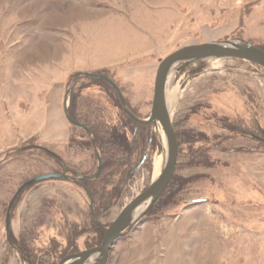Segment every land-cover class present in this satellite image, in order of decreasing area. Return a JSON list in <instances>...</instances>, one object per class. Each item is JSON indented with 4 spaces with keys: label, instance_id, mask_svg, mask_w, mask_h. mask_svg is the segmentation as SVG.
I'll use <instances>...</instances> for the list:
<instances>
[{
    "label": "rangeland",
    "instance_id": "1",
    "mask_svg": "<svg viewBox=\"0 0 264 264\" xmlns=\"http://www.w3.org/2000/svg\"><path fill=\"white\" fill-rule=\"evenodd\" d=\"M229 39L264 46V0H0V264H57L101 242L85 248L84 240L98 234L91 211L119 173L99 172L91 208L79 181L95 174L98 161L95 152L71 145V135L91 136L63 113L75 73L105 72L133 111L148 116L161 59L184 45ZM75 84L81 119L89 125L102 119L106 132H119L112 94L86 76ZM166 98L168 104L175 98L168 108L178 186L115 240L106 264H264V69L234 58L193 63L170 74ZM155 138L143 165L136 169L138 156L116 198L98 209L103 233L150 184L155 160L163 165L160 130ZM104 146L114 163L134 156L112 142ZM60 171L67 179L20 193L6 232L7 205L18 187ZM74 224L79 234L71 235ZM71 240L75 249L50 252Z\"/></svg>",
    "mask_w": 264,
    "mask_h": 264
},
{
    "label": "water",
    "instance_id": "2",
    "mask_svg": "<svg viewBox=\"0 0 264 264\" xmlns=\"http://www.w3.org/2000/svg\"><path fill=\"white\" fill-rule=\"evenodd\" d=\"M223 58L247 60L264 69V50L244 40L229 39L184 45L172 51L159 61L154 76L150 112L146 118H140L131 112L117 86L106 76L89 72H77L73 75L64 94L63 113L66 120L70 124L83 128L88 134H90L91 144L98 161L95 174L93 176L83 175L80 176V179L87 181L95 179L100 172L101 162L95 145L94 137L91 135L90 130L83 124L73 120L67 112V95L79 76L97 78L106 81L115 90L122 110L129 117H131L135 122L141 124H152L153 131L157 135H159L160 128L165 143V146H163L165 160L160 173L151 180L150 184L144 190L137 193L130 201H128L116 214L109 226L104 228V233L99 245L81 250L77 253L68 254L60 259L57 264H106L110 249L115 240L127 234L133 225H135L140 220V218L150 210L152 205L158 200L170 182L175 170L178 155L177 139L167 107L166 90L169 74L171 71L180 73L187 66L193 63ZM145 156L146 155L143 156V159L138 164L136 169L141 167ZM67 177L68 176L66 174L61 173H45L37 175L23 182L15 191L7 205L5 219L6 232L10 223L11 207L16 198L25 188L44 180L66 179ZM90 205L92 208L91 202Z\"/></svg>",
    "mask_w": 264,
    "mask_h": 264
},
{
    "label": "trees",
    "instance_id": "3",
    "mask_svg": "<svg viewBox=\"0 0 264 264\" xmlns=\"http://www.w3.org/2000/svg\"><path fill=\"white\" fill-rule=\"evenodd\" d=\"M262 50H264V46L262 45H254ZM184 71V70H183ZM182 71V72H183ZM192 71V70H191ZM190 71V72H191ZM102 75L106 76L107 78H109L119 89L117 83L112 79L111 76H109L108 74H106L105 72L101 73ZM89 80L92 81V83L98 84L100 86H102L103 88H105L110 94H112L113 99H114V106L118 107L119 111L121 112L120 117L118 118V128L120 129V131H116L111 129L110 132H106L104 129V120L100 119V120H96V123H92L93 125H89L87 124V122H85L83 119H81L80 115H79V109H78V103L80 101V99L78 98V96H76V92L79 90V86H76V84L74 85L72 91H70L68 93L67 96V112L69 114V116L83 124L84 126H86L89 130L91 135L94 137V141H95V145L97 148V152L100 156V162H101V168H100V174L98 177L101 176L102 171L105 168H114L116 170L117 173H119L118 180L114 185L113 190H111V193H108V196L101 194L98 195L99 197V201L98 203H96V208L94 206V212L91 211L92 217L95 221V223L93 224L95 231H98L97 236L99 235V238L97 236H95V238H86L84 240L85 244H87V247L92 246L93 244H97L98 242H100L102 234H103V227L102 225H100L98 223V217H97V212L98 209H102L105 210V207L108 205V203L110 202L111 199H115L119 194V191L121 189V187H123L122 183H124V181L126 180L127 177H129L131 175V172L133 171V165L135 159L140 156V160L137 162V164L140 163V161L142 160L143 156L148 152V148L150 147H154L155 143H156V138H155V134L153 132V128L152 125L149 124H141L138 122H135L131 117H129L121 108L118 97L114 91V89L112 88V86L107 83L104 80L101 79H97V78H89ZM113 92V93H112ZM124 99V98H123ZM125 101V99H124ZM126 105L128 106V108L131 110V112H133L136 116L140 117V118H146L147 116H141L140 114H137L135 111H133V109L128 105V103L125 101ZM91 114H89L90 116ZM72 128H76L79 129L83 132H86L83 128H80L78 126H75L73 124H70ZM100 133L102 134H106L105 139H101L100 137ZM128 133L131 135V140L127 141L128 138ZM113 143L117 148H120V150L126 154V156H129L130 153H133L134 156L133 158L125 165L122 164V161L120 162H112L110 157H107V154L105 153V146L104 143ZM71 145L74 146H81L82 148H88L91 152L94 153L93 148H92V144L90 140H85L84 138L80 139L78 137V135L76 134H72L71 135ZM37 148V147H36ZM92 153V154H93ZM54 155V154H52ZM93 156V160L95 162V164L97 165V159H96V155H92ZM57 161L58 163H60L59 165H64L63 160L59 157H57ZM143 165V164H142ZM61 173V171H60ZM67 179V178H66ZM98 178L92 181H87V180H83L81 181L82 183L80 184V186L82 187V189L85 191V193H87V197L89 198L90 202L93 203L94 201V194H93V190H95V185L98 183L97 182ZM178 182L176 181V179H171L170 182L168 183V185L166 186L165 190L163 191V193L161 194V196L158 198L157 200V204L155 203L153 205V207H156L158 205H162L164 203H167V199L174 193L173 191L175 190V188H177L178 186ZM101 193V192H100ZM98 194V191H97ZM93 210V209H92ZM108 210V209H107ZM106 210V212H107ZM101 212V211H100ZM73 226V227H72ZM71 235L74 234H79V232H77L79 229L77 228V225H71ZM86 231V229H84ZM94 231V232H95ZM98 238V240H97ZM92 241V243H90ZM89 244V245H88ZM25 248H27L25 246ZM76 248V244L74 243L73 240L69 241V243L65 244V246L60 247V245H56L55 243L53 244V247H51L50 252H52L56 257L62 255L65 251L67 250H71V249H75ZM27 252H29L28 249H25ZM33 254V256L35 258H38L39 256L36 253H31Z\"/></svg>",
    "mask_w": 264,
    "mask_h": 264
},
{
    "label": "bare ground",
    "instance_id": "4",
    "mask_svg": "<svg viewBox=\"0 0 264 264\" xmlns=\"http://www.w3.org/2000/svg\"><path fill=\"white\" fill-rule=\"evenodd\" d=\"M171 73H172V71L170 72V74ZM170 74H169V76H170ZM174 103H175V98H173L171 100V102H169V104L167 103V107H169L170 110H171L173 108V106H174ZM169 108H168V110H169ZM158 128H159V126H158ZM159 130H160V128H159ZM161 134H162V132H161ZM162 137H163V134H162ZM163 140H164V137H163ZM164 146H165V143H164ZM162 166L163 165H161L160 159L159 158L156 159L155 162H154L153 179L160 173V171L162 169Z\"/></svg>",
    "mask_w": 264,
    "mask_h": 264
},
{
    "label": "flooded vegetation",
    "instance_id": "5",
    "mask_svg": "<svg viewBox=\"0 0 264 264\" xmlns=\"http://www.w3.org/2000/svg\"><path fill=\"white\" fill-rule=\"evenodd\" d=\"M262 138V137H261ZM261 140H264V138L263 139H261ZM73 174H75V176H77L78 174L76 173V172H72ZM74 180L76 179L75 177H72ZM76 181V180H75Z\"/></svg>",
    "mask_w": 264,
    "mask_h": 264
}]
</instances>
